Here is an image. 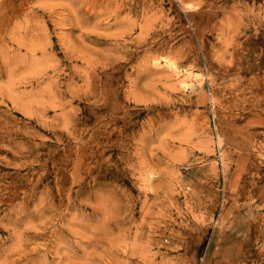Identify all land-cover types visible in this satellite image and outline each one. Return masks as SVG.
Returning <instances> with one entry per match:
<instances>
[{
  "label": "rangeland",
  "instance_id": "374dc122",
  "mask_svg": "<svg viewBox=\"0 0 264 264\" xmlns=\"http://www.w3.org/2000/svg\"><path fill=\"white\" fill-rule=\"evenodd\" d=\"M0 264H264V0H0Z\"/></svg>",
  "mask_w": 264,
  "mask_h": 264
}]
</instances>
